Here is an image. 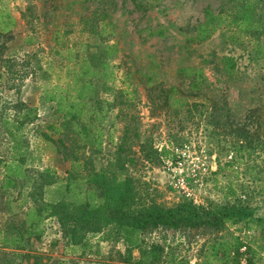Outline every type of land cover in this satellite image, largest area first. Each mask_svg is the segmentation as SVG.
Instances as JSON below:
<instances>
[{"label": "trees", "instance_id": "16d2710c", "mask_svg": "<svg viewBox=\"0 0 264 264\" xmlns=\"http://www.w3.org/2000/svg\"><path fill=\"white\" fill-rule=\"evenodd\" d=\"M88 1L25 0L18 18L25 29L20 31L16 29L20 26L19 20L0 0V80L5 78L8 88L18 90V82L28 77L32 91L37 92L36 105L16 98L5 101L12 109L10 116L0 111L4 139L0 150V191L7 197L8 210L0 223V264H21V260L29 257L32 258L30 264H45L40 263V257L35 254L16 250L27 248L32 239H40L42 227L48 221L58 228L69 245L85 248L88 237L96 234H101L106 241H120L123 248L107 256L114 263L105 264H185L165 251L160 243L144 240L141 233L155 228L218 233L227 225L241 224L237 229L257 231V248L251 245L253 239L250 243L244 242L231 233L230 238L207 242L204 251L201 247L197 253L199 263L258 264L257 249L264 246V216H254L253 208L239 200L241 196L232 198L231 203L202 204L183 198L165 206L152 199L144 201L133 178L122 170L125 160L121 153L129 149L133 139L141 151L148 148L147 157L153 154L150 139H138L139 133L134 127L130 128L134 114L125 110L132 105V97L128 96L132 90L127 87L135 78L144 83L146 98L151 104L158 108L184 107L187 111L192 108L193 115L202 118L204 125L210 127L211 137L217 139L220 114H216L217 106L203 96V90L207 91L210 86L200 64L205 60L176 69V76L187 81L188 93L174 84L163 87L156 80L157 68L153 61L143 71L132 70L124 62L111 64L118 50L117 41L109 42L113 23L101 0H96L97 4L89 13L78 14L72 9ZM221 1L223 8L216 13L205 9L203 19L184 37L186 55L194 56L192 44L204 42L217 32L222 43L240 48V54L247 56L251 68L259 61L264 64V0ZM60 2L65 6L57 7ZM135 7L144 6L135 3ZM73 27H77L81 35L69 39ZM146 30L148 36L163 37L165 28L158 25ZM215 58L226 80L238 85L244 83L234 56L221 54ZM246 81L253 88L257 84L248 91L258 90L249 99L253 105L252 128L245 123L235 127L231 124V141L228 150L226 148L231 153L230 160H226L228 164L235 163L240 154H257L264 150V108L259 97L264 93V67L256 77L249 74ZM38 105H45L52 117V121L37 130L38 139L70 165L65 169L67 179L62 184L55 185L53 171L32 165L36 156L28 148L23 128L36 119ZM113 108V116L121 122L120 141L114 150L120 163L105 171H95L91 166L85 170L80 179L97 188V201L93 202L92 198L82 197L77 182L70 176L77 170L75 166L82 167L77 150L100 149L104 123L113 125L109 114ZM255 180L259 178L253 177L252 181ZM51 185H55L54 190L49 188ZM16 187L26 190H12ZM45 194L48 195L46 200ZM13 201L17 208L11 210Z\"/></svg>", "mask_w": 264, "mask_h": 264}, {"label": "rangeland", "instance_id": "374dc122", "mask_svg": "<svg viewBox=\"0 0 264 264\" xmlns=\"http://www.w3.org/2000/svg\"><path fill=\"white\" fill-rule=\"evenodd\" d=\"M24 1L2 0V4L9 9L15 19L19 20L20 26L16 29L20 31L25 29L22 20L18 19L19 10L25 5ZM98 1L81 2L72 9L78 14L89 13ZM100 2L107 9L108 17L113 23V35L108 37L109 42L115 39L117 41L118 50L112 56L111 64L124 62L126 66L130 65L132 70L143 71L150 65V61H153L157 68L156 80L163 87L174 84L183 93H188V83L176 76V69L182 65L205 60L200 64L210 86L207 91L203 90V96L217 106L216 114H220V128L216 139L211 137L210 127L204 125L203 119L200 120L193 115L195 113L192 108L188 111L184 107L158 108L147 101V90L142 81L136 78L129 81L127 88L130 92L132 90L128 95L132 97V105L125 110L134 114V122L130 123V128L134 127L139 133L140 141L150 139L153 154L147 157L148 148L141 151L138 149V143L133 139V143H129V149L121 153L125 160L122 170L133 178L143 200L152 199L168 206L180 199L189 198L183 195L180 191L182 189L175 183L176 178L180 177L188 190H191L192 197L189 199L195 203H231L232 198L241 196L239 200L245 201L244 204L253 208L254 216H264V150L257 154H240L233 164H228L226 161L230 160L229 156H231V153L227 152L231 141V124L235 127L245 123L252 128L250 111L253 105L249 99L250 95L257 94L258 90L248 91L247 89H255L257 84L253 88L247 83L246 78L249 74L258 76L264 64L259 61L255 64V68H251L247 56L240 54V48L222 43L217 32L204 42L192 44L194 56L188 57L184 50V37L190 35L193 27L203 19L204 10L209 9L216 13L224 7L221 5L223 1L101 0ZM135 3L144 7L137 8ZM56 6L65 5L60 2ZM158 25L165 28L164 36H148L146 29L148 27L154 29ZM72 30L73 34L68 36L69 39H76L81 35L77 27H73ZM221 54L234 56L237 70L242 75V80L244 78V85L231 83L220 73L215 57ZM119 67L117 69L120 72ZM28 79L27 77L18 82V90L16 87L8 88L9 82L6 85L5 78L0 80V111L3 115L10 116L12 112L5 101L17 98L36 105L37 92L32 91ZM115 85L118 86L119 83L116 82ZM259 97L264 108V93ZM37 112L36 119L23 128L28 148L36 156L32 165L53 171L55 185L62 184L67 179L65 169L70 165L61 159L60 154L54 153L46 143L38 139L37 130L45 122L52 121V117L45 105H38ZM109 114L113 125L104 123L100 149L97 151L84 149L82 152L77 150L78 162L82 167L75 166L77 170L72 171L70 176L74 182H77L82 197L92 198L93 202L97 201L95 197L97 188L82 182L80 178L85 170L91 166L95 171H105L120 163L115 158L114 150L120 141L121 122L113 116L115 108L110 110ZM3 143L0 130V150L4 146ZM253 177L259 178L260 181H252ZM55 185L49 188L54 190ZM12 190L26 189L16 187ZM5 198L7 199L0 191V223L8 215ZM44 199H48V195L45 194ZM14 202H11L14 206L11 210L16 207ZM239 226L241 224L227 225L218 233L201 229L155 228L141 233V237L146 241L160 243L165 251L185 261V264H200V257H197L199 249L202 247L204 251L207 242L215 238H230L231 233L238 235L244 242L250 243L253 239L254 244L251 242V245L257 248V231L237 229ZM42 228L40 239H32L27 248L16 251L35 254L40 257L39 262L45 264H98L99 262L105 264L114 263L108 260L107 256L123 248L120 241L103 240L101 234L89 236L85 248L80 245H69L53 223L48 221ZM133 254L136 255L135 250ZM257 256L258 264H262L264 246L262 249H257ZM31 262V257L26 261L21 260V264Z\"/></svg>", "mask_w": 264, "mask_h": 264}, {"label": "built area", "instance_id": "2783aa9c", "mask_svg": "<svg viewBox=\"0 0 264 264\" xmlns=\"http://www.w3.org/2000/svg\"><path fill=\"white\" fill-rule=\"evenodd\" d=\"M168 169V168H167ZM175 183L179 185V187L182 189L180 190L184 196L191 198V190H188L187 186L184 184L183 179L178 177L175 180ZM243 264V262H241Z\"/></svg>", "mask_w": 264, "mask_h": 264}]
</instances>
